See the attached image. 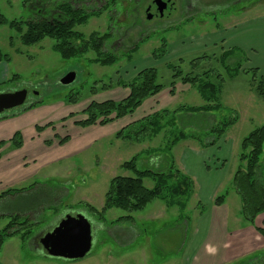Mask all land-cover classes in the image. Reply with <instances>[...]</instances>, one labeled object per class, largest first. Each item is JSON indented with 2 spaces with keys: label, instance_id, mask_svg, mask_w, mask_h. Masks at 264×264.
<instances>
[{
  "label": "rangeland",
  "instance_id": "1",
  "mask_svg": "<svg viewBox=\"0 0 264 264\" xmlns=\"http://www.w3.org/2000/svg\"><path fill=\"white\" fill-rule=\"evenodd\" d=\"M54 1L57 4V1L62 0ZM72 1L89 10L102 8L107 2ZM133 1L117 0L116 4L110 2L101 13L76 27L86 35L93 32L112 33L106 49L120 56L119 62L113 65L104 66L92 62L91 59L95 57L93 52L79 58L64 59L54 50L53 39L45 38L35 45H25L16 29L9 24L0 25V50L10 57L6 61L9 68L5 80L7 82L0 85V93L25 90L28 95L25 106L30 102L40 101L32 109L22 112L18 119L10 120L12 122L7 123L4 128H10L8 124H23L28 128L33 123L45 126L52 122L53 126L41 132H44V138L47 139L49 133V137L58 139L56 143L60 144L52 145L49 140L43 141L44 145H39L38 150L30 154L27 153L29 148L15 151V147L10 146L5 149L4 156L7 157L0 165V194L10 188L28 190L25 193L5 195L0 199V229L9 222V212L13 213L17 208L19 211L32 208L41 203H44V207H55L59 211L67 209L70 213L87 214L95 219L97 213L91 208L97 211L103 209L112 178L134 176L133 171L122 167L124 162L137 157L138 168L141 170L166 171L172 159H175L177 150L186 148V142L187 145L208 143L217 137V133H212V127H218L219 124L222 126V121L234 115L238 116V120L228 127L215 144L206 148L204 146L203 149L198 147V150H206L204 165L212 169L209 174L210 179L213 177V182H208L210 186L207 189H198L199 196L193 194L190 197L184 216L180 217L177 206L163 209L162 204H166L158 199L139 212L109 209L103 223H123L124 229L110 230L105 226L104 230L97 232L96 238L104 239L110 235V238L121 239L116 240L117 243L113 239L106 244H93L84 259L68 264H94L97 261L94 252L104 246L113 254V258L122 256L119 263L115 259L113 264H183L181 259L175 258L187 235L188 226L183 221L190 220L191 232L199 210L202 211L205 207L199 205V202L208 205L215 187L218 188L217 197L226 196L231 218L243 217L233 177L241 165L243 139L254 128L264 124V99L254 88L251 71L252 68H259L260 72H264V0H188L187 3L197 2L199 5L196 3L198 9L192 16L185 15L183 0H173L175 4L172 12L165 11L161 17L165 23L173 22L154 31L146 28L156 27L158 18L149 21L145 11L153 0ZM41 9L42 6H26L23 0H0V12L9 21L26 20L35 13L42 12ZM259 16L262 18H258ZM237 24L242 25L236 28ZM225 33L230 40L244 41L245 45L235 47L236 53L227 62L222 60L221 55L232 47L226 44V38L221 37ZM163 42H167V55L154 57L153 52ZM136 44V50L131 51ZM204 55L205 58L195 61ZM238 65L241 66L240 70L236 69ZM172 66L180 67L184 74L197 75L211 70L209 79L214 83L223 77L220 92L222 109L208 114L184 111H180L179 115L171 113L166 120L175 118V124L166 126L155 136H150L149 131L147 133L142 129L143 118L155 112L149 106L137 109L134 114L107 125H76V121L86 118L83 110L94 98L101 101L111 96L122 98L129 93L128 89L117 85L119 80L129 81L138 70L156 67L159 82L169 86L173 79ZM70 72L77 74L75 81L68 85L61 84L60 80ZM15 75H18L17 79H13ZM113 83L115 86L112 89L101 90L103 86ZM92 88H98L100 92L92 95ZM114 89L118 91L115 92ZM182 89L177 88L175 94L178 93V96L169 98L171 111L183 105H205V100L196 88ZM165 92L166 88L160 93L164 98ZM75 94H79V103L69 104L66 97ZM22 106L5 113L18 112ZM71 113L74 117L70 116ZM12 117L14 115L8 118ZM129 124L131 125L125 129V134L130 137H120L119 131ZM180 131L191 137L168 150L169 140ZM67 136L70 138L65 143L67 145H62L60 139ZM262 157L264 158V153ZM185 161L187 169L184 173L208 174L200 156L189 155ZM23 163L26 165L21 166ZM21 174L27 175V178L20 180ZM12 180L16 182H10ZM154 183L151 178L144 179L148 188H152ZM50 213L53 211L48 212ZM127 216L132 219H126ZM119 219L122 221H118ZM34 220L37 221L38 218ZM43 225L34 228V235ZM231 264H264V249Z\"/></svg>",
  "mask_w": 264,
  "mask_h": 264
},
{
  "label": "trees",
  "instance_id": "2",
  "mask_svg": "<svg viewBox=\"0 0 264 264\" xmlns=\"http://www.w3.org/2000/svg\"><path fill=\"white\" fill-rule=\"evenodd\" d=\"M110 2L111 4H116L117 0H107L102 8L89 10L86 7L75 5V1L72 0L57 1V4L54 0H23L24 5L32 8L35 6L39 8L42 6V12L35 13L26 20L15 19L12 21H9L4 14L0 12V25L9 24L11 28L16 29L21 34V41L25 45H35L45 38L53 39L54 50L64 59L79 58L89 52H93L95 57L91 59L92 62L104 66L113 65L119 62L120 56L118 53L106 49L112 37L111 32L105 34L93 32L86 35L76 29L77 26L85 24L90 17L101 13L102 9L107 8ZM166 43L167 42H163L161 46L153 52L154 57L160 58L167 55L168 48ZM137 46L136 44L131 51L136 50ZM235 49V47H232L225 50L221 55L222 60L224 62L229 61V58L233 57L236 53ZM128 55L131 58L130 52ZM205 57L206 55L197 58L195 61ZM8 59H10V57L0 50V61H8ZM172 69L173 79L169 86L159 82V74L156 67H145L138 70L136 75L129 81L119 80L117 85L129 90L127 96L120 100H92L83 110V114L86 115V118L76 121V125L82 127L96 124L107 125L116 120L123 119L134 114L148 98L156 96L165 88H170L171 94L175 95L178 83L196 88L205 100V105H183L181 108L172 111L166 108L144 117L142 120L144 125L142 129H145L147 133L149 131L150 136L158 135L166 126L172 123L175 124V118L166 120L170 117L171 113L179 115L180 111H184L187 113L208 114L222 109L220 92L224 82L223 77H220V79L214 83L209 79L212 74L211 70L195 75L192 73L184 74L181 68L177 66H172ZM236 69L240 70L241 66L238 65ZM251 71L253 73L254 88L257 94L264 99V72H260L259 68H252ZM17 78L18 75L13 77V79ZM114 86V83L105 85L101 90H109ZM99 92L98 88H92L91 90L92 95H97ZM66 100L69 104H78L80 101L79 94L73 96L69 95L66 97ZM38 102L40 101H34L26 106L23 105L18 112L13 111L11 114L5 113L0 119L8 118L10 115H19L35 107ZM70 116L74 117V114L71 113ZM209 117L213 118L212 116ZM237 120L238 116L234 115L222 121V126L219 124L218 127H212V133H217V137L208 143L201 142L200 144L205 147L215 144L217 140L223 137L228 127L235 124ZM130 125L131 124L119 131L118 134L120 137H130L125 134V129L130 127ZM50 126H53L52 122L45 126L37 125L36 129L38 132H41ZM190 137L191 136H188L185 132L180 131L178 135H174L169 140L168 150H172L180 141L187 140ZM69 139L68 136L61 138L60 142L64 145ZM7 143H11L15 148H21L23 146L22 133L16 132L9 141H0V150ZM241 147V165L234 174L233 186L240 197L241 214L243 218L255 225L257 217L264 213V158L262 157L264 153V124L254 128L243 139ZM1 157L2 154L0 152V159ZM122 167L126 170L133 171L134 176H116L112 178L109 189L106 192L103 209L97 211L95 208H91V210L96 211L98 214H96L95 219L100 223H103L105 213L109 209L118 208L128 212H139L157 199L163 201L167 207L177 206L180 210L181 217L184 216L188 200L195 192V182L176 165L174 158L166 171H153L151 169L141 170L138 168L137 157L124 162ZM147 177L155 181L152 188H148L144 184V179ZM27 190V188H10L0 194V199L5 195L25 193ZM225 200L226 196L221 195L218 196L214 202L216 205H222ZM42 204L44 203L33 207L35 208ZM8 215L10 218L9 222L0 229V250L5 241L15 236H20L21 240L26 243L34 236V228L44 223L41 221V218L35 217L38 218V220L35 221L32 215L23 214L21 212L13 211V213L9 212ZM1 217L2 215H0V218ZM127 217L126 219H132L131 216ZM118 221L122 220L119 219ZM132 222L134 221L132 220ZM257 230L264 235V228L257 227Z\"/></svg>",
  "mask_w": 264,
  "mask_h": 264
},
{
  "label": "crops",
  "instance_id": "3",
  "mask_svg": "<svg viewBox=\"0 0 264 264\" xmlns=\"http://www.w3.org/2000/svg\"><path fill=\"white\" fill-rule=\"evenodd\" d=\"M258 18H262V16H259ZM242 24H237L236 28H239V26ZM235 28V27H233ZM231 28V29H233ZM220 33V31H219ZM239 34V33H236ZM224 36L221 35L222 38H226V44L230 45L231 47H245L243 42H235L237 40H230L225 34ZM9 71L8 64L6 63V60L0 61V83L5 82L7 78V73ZM177 88L182 87L184 90L191 89L189 85H183L181 83H178ZM176 88V89H177ZM114 91H118V89H114ZM162 92V91H161ZM160 92V93H161ZM157 94L154 97H150L146 100L145 104H143L140 108L144 109V107L149 106L150 109H154L155 112L159 111L164 108L170 107L171 99H174L176 96H178V93L175 94L176 96H173L171 94V89L166 88V92L164 93L166 95V98L162 97L161 94ZM127 96V95H126ZM123 96L122 98L126 97ZM97 97V96H96ZM121 97H105L106 99H114V100H120ZM97 100L96 98H94ZM100 101V100H99ZM102 101V100H101ZM139 108V109H140ZM160 108V109H159ZM159 109V110H157ZM28 113V112H27ZM76 113V112H74ZM22 115H16L12 118H4L0 119V141H9L11 138H13L14 134L16 132H21L23 135V146L21 148H15V151L18 150H25L26 148H29V151L27 153L35 152L38 150L39 145H44V142L49 140L52 145H60L58 142L56 143V138L51 139L48 134V138H44V132H38L36 129V126H42L39 123H33L30 124V126H34L31 128L30 126L28 128L24 127L23 124H8L10 128H4L7 123L10 122V120L18 119V117H21ZM12 122V121H11ZM10 122V123H11ZM46 134V135H47ZM30 135V136H29ZM29 136V137H28ZM44 141V142H43ZM67 145V144H65ZM12 146L11 143H7L4 145L0 152L2 154V157L0 159V165L1 163H4V158L7 156H4V151L7 147ZM48 146V145H47ZM186 148L177 150V153L174 155L175 162H177V166L182 170L187 169V165H184L185 160L188 158L189 155H196L200 156L202 160V165L205 167V158L207 156L206 150H198V147L201 149L204 148L201 144L195 145L190 144L187 145L186 142ZM203 147V148H202ZM206 148V147H205ZM18 149V150H17ZM26 153V154H27ZM28 155H25L27 157ZM53 159V158H52ZM25 166L26 164H21V166ZM208 174H189L187 171V175H189L195 182V193L194 195L199 196L198 189L203 190L204 188H209L208 182H213V177L210 179V171L212 169H209L205 167ZM25 177V178H22ZM203 177V179L201 178ZM20 180H24L27 178V175L21 174L19 176ZM209 179V181H207ZM10 182H16L15 180H12ZM218 188L215 187L213 189V193L210 195L209 203L208 205H204L199 202V205H203L205 207L202 208V211L199 210L198 216L196 220H194L192 225L191 232L189 231V223L190 220L183 221V224H186V227L188 226L186 232L187 235L185 236V239L182 241V244L180 248L178 249V252L176 253V259H181L183 264H231L235 262L236 260H239L241 258H244L254 252H258L260 250L264 249V235H262L258 230L257 227L264 228V213L260 214L256 221L255 225L249 223L246 221L243 217L241 218H231V211L228 205V201L225 200V202L222 205H216L215 199L217 197ZM42 205H39L38 207H32V208H24L23 210L19 211V208H17L16 212H21L23 214H30L35 217L41 218L42 222H44L43 227L41 230H39L38 233H36L33 238L26 243L21 240L20 236H15L12 238H9L4 246L3 249L0 251V263L2 264H68L73 263L71 261H78V260H64L60 258H54V257H47L42 253V247L40 243V239L44 234H46L48 231L52 230L65 216L68 214H81V213H70V210H60L56 209L55 207H44ZM163 209H167V206L162 204ZM175 206H172V208ZM171 208V209H172ZM49 211H53V213L48 214ZM34 212V213H32ZM36 212V213H35ZM79 212V211H78ZM180 212H178L179 214ZM181 214V213H180ZM179 214V215H180ZM83 215V214H82ZM241 215V214H240ZM85 217L93 224L95 225L96 231H102L105 229V226L107 229L113 230L112 228H119V231L124 229L123 223L113 224V225H106L104 223H100L93 217L84 214ZM181 217V215H180ZM95 236V235H94ZM110 235H108L106 238L97 239L96 236L94 237V244L98 242H110L111 240L115 241L120 240L121 238L113 237L110 238ZM112 237V236H111ZM171 239V237H170ZM169 239V240H170ZM166 240V241H169ZM117 243V242H116ZM108 248L104 246L102 249H99L98 251L94 252L95 259L97 258V261L94 262V264H113L115 262V259L117 260V263L120 262L122 259L120 257L113 258V254L111 252H108ZM127 255H130L128 253ZM85 258V257H84ZM82 258V259H84ZM92 258V257H91ZM135 258H138V255L136 254ZM95 261V260H94ZM91 264V263H90ZM174 264V263H172Z\"/></svg>",
  "mask_w": 264,
  "mask_h": 264
},
{
  "label": "water",
  "instance_id": "4",
  "mask_svg": "<svg viewBox=\"0 0 264 264\" xmlns=\"http://www.w3.org/2000/svg\"><path fill=\"white\" fill-rule=\"evenodd\" d=\"M157 15L162 16L168 3L164 0H155ZM148 14V18H152ZM76 73L70 72L61 80V84L68 85L75 81ZM27 91L0 93V117L5 112L25 104ZM92 223L82 214H68L40 239L42 253L47 257L64 260H78L86 257L94 244Z\"/></svg>",
  "mask_w": 264,
  "mask_h": 264
},
{
  "label": "flooded vegetation",
  "instance_id": "5",
  "mask_svg": "<svg viewBox=\"0 0 264 264\" xmlns=\"http://www.w3.org/2000/svg\"><path fill=\"white\" fill-rule=\"evenodd\" d=\"M137 1H139V0H134L133 2L135 3V2H137ZM164 1H166L167 3H168V6H167V8L164 10V13L162 14V16H158L157 15V5L155 4V0H153L150 4H148L147 6H146V17H147V19L149 20V21H151V20H153L155 17L156 18H158V22H157V26L156 27H152V28H146V30H148V29H152L153 31L154 30H157V29H163V26H164V24L165 25H169V24H171L173 21H169V22H164L163 21V19L164 18H161V17H163L164 16V14H165V11H168V12H172V10L174 9V4H175V1H173V0H164ZM187 1L188 0H183V8H184V12H185V15L187 16V15H190V16H192V14L194 13V12H196L195 10H197L198 9V3L197 2H193V3H187ZM196 3H197V5H196ZM173 6V7H172ZM177 9V8H176ZM152 11H155V13H153ZM148 14H152L153 16H152V18H148ZM160 18V19H159ZM151 31V30H150ZM143 32H145V31H143ZM14 92V91H13ZM27 98H28V96H27ZM27 100V99H26ZM30 103H32V102H30ZM29 103V104H30ZM5 114V113H4ZM92 226H93V234L96 236L97 235V231H96V228H95V225H93L92 224Z\"/></svg>",
  "mask_w": 264,
  "mask_h": 264
}]
</instances>
